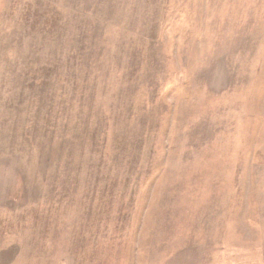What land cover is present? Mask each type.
<instances>
[{"label": "rangeland", "instance_id": "rangeland-1", "mask_svg": "<svg viewBox=\"0 0 264 264\" xmlns=\"http://www.w3.org/2000/svg\"><path fill=\"white\" fill-rule=\"evenodd\" d=\"M0 264H264V0H0Z\"/></svg>", "mask_w": 264, "mask_h": 264}]
</instances>
